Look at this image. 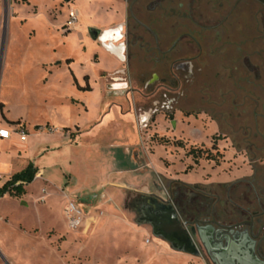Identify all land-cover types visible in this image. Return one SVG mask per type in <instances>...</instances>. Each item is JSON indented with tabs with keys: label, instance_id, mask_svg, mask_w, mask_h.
I'll list each match as a JSON object with an SVG mask.
<instances>
[{
	"label": "rangeland",
	"instance_id": "374dc122",
	"mask_svg": "<svg viewBox=\"0 0 264 264\" xmlns=\"http://www.w3.org/2000/svg\"><path fill=\"white\" fill-rule=\"evenodd\" d=\"M221 1L225 4L222 9ZM234 1L199 0L198 8L205 13L210 9L213 18L209 15L208 25L216 26ZM241 5L245 8L236 12L227 23L229 31L218 37L221 29H213V45L198 36L204 51L213 52L217 62L214 70L195 71L193 76L182 72L180 86L167 83L169 91L163 90L162 83L152 88L139 86L138 97L152 94L151 98L140 102L141 105L149 109L153 99L161 100L156 114H164L166 119H159L154 126L152 121L145 123L142 125L145 133L139 136L140 142L146 144L152 167L158 174L150 191L116 185L118 192L113 196L107 195L106 187L90 194L73 195L71 199L81 205L85 215L84 224L72 230L64 214L68 202L64 206L62 194L50 187L46 188L48 192L42 191L46 183L43 177L29 185L27 203L15 201V197L0 201V264H206L203 258L179 252L154 235L150 224L139 222L130 203L141 195L157 194L171 199L179 207V197L185 195L189 209H193L196 205L193 199L199 194L197 190L207 191V183L214 176L217 179L222 174H234L240 168H248L250 161L257 164L260 159L264 161V154H256L252 149L260 141L249 135L245 137L249 129L254 132V128L247 127L253 125L254 119H264V6L255 0H242ZM71 8L78 9L80 17L77 25L70 29L66 22ZM113 12H122L125 17L128 12L126 2L0 0V127L16 126L5 119L17 117L28 118L32 123L53 119L63 124L80 121L84 125L99 116L103 84L99 78L108 80L107 91L116 92L111 89L112 76L102 74L112 67L113 58L103 52H99V57L94 51L90 41L99 49L102 45L93 38L90 29L102 31L103 26L97 22H108L109 13ZM197 30L211 34V29ZM193 48L191 55L198 52V47ZM240 54L250 55L258 66L255 71L260 75L255 77L256 84L247 66L245 72L237 71L235 75L225 71L232 66L228 58ZM69 59L75 61L77 71L91 73L93 84L87 77L85 86L92 90L94 85L95 92L77 91L73 87ZM194 65L196 69L205 66L204 61ZM46 68L53 69V74L43 83L42 78L47 77H43ZM3 77L5 86L2 85ZM155 92L159 93L156 97ZM179 94L181 97L177 102L168 103L169 98ZM180 108L181 112L178 111ZM228 122L232 126L228 127ZM53 128L57 127L45 125L37 133L58 135L68 131L63 128L54 131ZM227 133L231 139L225 137ZM30 135L28 142L14 139L0 145L2 154L9 152L14 156L15 153V157L22 154L15 161L18 163L16 168L34 156V147L38 143H35V136ZM213 138L218 144L216 149L212 148ZM82 143L57 151L51 157L55 156L54 162L65 171L78 175L83 180L82 185L95 186L101 156L86 147L88 140ZM193 148H202L220 158L221 166L214 169L217 167L213 165L214 161L205 158L196 164L189 154ZM190 166L192 168L188 169ZM53 172L61 178L59 170ZM65 180L66 185L70 184L71 176L67 175Z\"/></svg>",
	"mask_w": 264,
	"mask_h": 264
},
{
	"label": "flooded vegetation",
	"instance_id": "af4514ba",
	"mask_svg": "<svg viewBox=\"0 0 264 264\" xmlns=\"http://www.w3.org/2000/svg\"><path fill=\"white\" fill-rule=\"evenodd\" d=\"M124 1L128 8L126 36L129 41L143 43L149 54L143 59V66L155 71L153 77L145 83V87L152 88L157 83H162L163 90L167 91H169L167 83L180 86L182 72L193 76L195 71L211 72L215 69L217 62L214 60L213 52L209 50L205 52L199 38H204L206 43L213 45L215 38L213 29L218 31L221 29L222 33H218L217 36H222L230 30L227 23L232 20L231 18L245 8L241 5L242 0L234 1L230 11L218 24L210 26L208 22L211 19L208 17L210 15L213 18V14H210L212 11L208 9L205 13L199 10V0ZM219 5L223 8L225 4L221 1ZM197 28L211 29V34L199 32ZM182 29L186 30L179 33ZM122 36L121 27H117L99 32L98 38L105 46H110L113 38ZM193 46L198 47V52L191 55ZM153 53L156 55H152ZM205 54L207 55L204 56ZM252 59L246 54L228 58L232 61L230 62L232 66L225 71L235 75L237 71L245 72L247 66L248 73L253 76L256 84L255 77L260 74L256 73L258 66ZM200 61H204L205 66L196 69L194 63ZM158 73L165 76L161 77ZM158 94L155 92L154 96ZM163 95L167 97L166 93ZM177 97L169 98L168 103L177 102L181 95ZM160 101L153 99V106L145 111L151 113L152 119L158 115L156 112L162 103ZM259 120L254 119L253 125L247 126L254 128V132L249 129L245 132L247 134L245 137L250 136L259 140L260 142L252 149L256 154H264V119ZM226 125L232 126L230 122ZM225 137L231 139L228 133ZM214 146L217 148L218 144L213 138L212 148L216 149ZM234 149L239 152L237 148ZM214 164L217 165L215 161ZM247 166L245 169L240 168L242 174L232 180L212 182L208 185L207 191L197 190L199 194L193 199L196 203L193 209H189L185 195L179 197V207H176L171 199H164L159 195H141L133 199L130 206L138 214L139 220L147 219V208L153 204L150 197L157 196L162 201L170 200L185 227L191 226L190 231L196 236L204 252V256L201 253L195 256L203 258L206 264H264V161L260 159V164L250 161Z\"/></svg>",
	"mask_w": 264,
	"mask_h": 264
},
{
	"label": "crops",
	"instance_id": "0c3cea01",
	"mask_svg": "<svg viewBox=\"0 0 264 264\" xmlns=\"http://www.w3.org/2000/svg\"><path fill=\"white\" fill-rule=\"evenodd\" d=\"M123 14L122 12L121 14L114 12L109 13L110 20L108 22H97L99 25L103 26L102 31L121 27L122 38H113L110 46H105L104 43L100 41V38H95L93 36L94 39H98L101 43L102 49H99L94 42L90 41L91 46H94V51H96L97 54L103 52L113 58V62L111 63L112 67L106 69L102 74L112 76L113 81L111 82V89L113 92L114 90L116 91L114 94L107 91L108 80L102 79L101 77L99 78L103 83L99 107L101 110L99 116L94 121L87 122L84 125L80 121H76L73 124H63L53 119H45L44 121H35L32 123L28 118L17 117L8 120H20L23 123L16 124V126L13 127L10 125H3L0 127L9 128L12 131V137L10 139L6 140L0 138V145L14 139L21 142H28L29 136H31L30 134H33V137L35 136V143H38V145L34 147L35 152L33 158L27 159L24 164L17 168L16 165H18V163L15 161L19 160L22 154H19L20 156L16 154L15 157V153L14 156L9 152L0 153V188L14 174L24 170L30 163H33L38 169L33 182L24 185L26 190L25 194L20 197H15L7 193L0 198V201L5 197H15V201L20 200L27 203L29 185L35 183L39 179H43V177H45L44 181L46 183L43 185L42 191L48 192L47 189L50 187L52 191L61 193L62 195L60 198L64 206L71 200L73 195L90 194L92 191L100 190L103 187H106V193L109 196H113L118 192L116 185L125 186L130 190L150 191L151 183H155V176L158 174L152 167L147 146L144 142H140L139 136H143L145 133L142 131V125L145 123L152 121V125L154 126L159 119H166L164 114H158L152 119L151 113L145 112L148 108L143 107L140 102L151 98V93L145 96L142 95L141 97L136 95L139 92V86L142 84L146 86L145 83L153 77L152 74H154L153 72L155 71L143 66V59L149 56L143 43L129 42L128 38L126 39L127 14L125 17ZM113 23H115V25L111 26ZM102 31L100 30V32ZM122 44L124 45L123 48H121ZM152 55L156 54L153 53ZM69 61H71V63L68 64L69 76L73 87L77 91L80 90L75 84V78L81 87H85V79L87 77L89 78V82L93 84L90 72L77 71L74 65L75 61L72 59H69ZM44 72L45 74L43 77H47L46 79L42 78V81L46 83L49 81L50 75L53 74V69L46 68ZM4 75L5 72L3 76ZM158 75L161 77L165 76L162 73H158ZM155 77L157 76L155 75ZM4 82L5 78L3 77V86H5ZM92 87L93 89L90 93L96 90L94 85H92ZM137 102H139V106H137ZM178 111L181 112V108ZM45 125L68 129V131L67 133H57L58 135H55L56 133L48 135L37 133L38 129L36 127L40 126V128H42V126ZM21 128H25L30 132V134H27V139L25 141L21 139V134L19 132ZM96 128H98V130ZM84 140L89 141V145L86 146L88 149L95 150V152L101 156L97 168L99 179L95 186H89L88 184L82 185L81 183L83 180H81L78 175L68 170L65 171L63 166L54 162L55 156L51 157L52 154L64 148L69 149L71 146H80V144H83L82 142ZM149 146L155 147V144H150ZM27 147L28 146H25V148ZM215 166L217 167L214 169H218L221 165ZM58 167H60V169ZM211 167L213 168V166ZM55 170H59V174L61 172V178L56 176L53 172ZM241 174L242 173L237 170L234 174H222L220 177H217V179L213 175L214 178L207 184L232 180L234 177L240 176ZM67 175L71 176V182L68 185H66L67 181L65 180Z\"/></svg>",
	"mask_w": 264,
	"mask_h": 264
},
{
	"label": "water",
	"instance_id": "95a60500",
	"mask_svg": "<svg viewBox=\"0 0 264 264\" xmlns=\"http://www.w3.org/2000/svg\"><path fill=\"white\" fill-rule=\"evenodd\" d=\"M256 1L264 6V0ZM90 31L95 38L99 37V29L91 28ZM149 199L153 200V204L147 208L148 218L140 219L139 222L150 224L154 235L167 241L173 249L192 255L201 253L204 256L196 236L190 231L191 226L185 227L172 202L162 201L157 196Z\"/></svg>",
	"mask_w": 264,
	"mask_h": 264
},
{
	"label": "trees",
	"instance_id": "16d2710c",
	"mask_svg": "<svg viewBox=\"0 0 264 264\" xmlns=\"http://www.w3.org/2000/svg\"><path fill=\"white\" fill-rule=\"evenodd\" d=\"M71 62V61H69ZM72 72V71H71ZM73 74V72H72ZM75 84L77 85V88L82 91H91V88L89 86L81 87L76 78H75ZM8 123L11 124H20L21 121H10L6 119ZM37 129L40 128V126L36 127ZM216 148V146H214ZM189 154H191L195 160V163L198 164L199 161L202 158H205L207 160H214L217 165H220V158L213 157L208 151L197 148H193L191 151H189ZM192 166H190L188 169H191ZM38 172V169L33 163H30L24 170L21 172H18L14 174L1 188H0V198H2L5 194L9 193L11 196L20 197L23 194H25L26 190L24 185L29 184L33 182V180L36 177V174Z\"/></svg>",
	"mask_w": 264,
	"mask_h": 264
},
{
	"label": "built area",
	"instance_id": "2783aa9c",
	"mask_svg": "<svg viewBox=\"0 0 264 264\" xmlns=\"http://www.w3.org/2000/svg\"><path fill=\"white\" fill-rule=\"evenodd\" d=\"M80 13L76 8H71L66 22L68 28H73L79 21ZM54 131H58L57 128H53ZM21 139L25 141L27 139V132L25 128L19 130ZM12 137V131L9 128H0V138L10 139ZM68 227L72 230H77L84 224L85 212L81 205L76 200H69L64 211Z\"/></svg>",
	"mask_w": 264,
	"mask_h": 264
},
{
	"label": "bare ground",
	"instance_id": "6f19581e",
	"mask_svg": "<svg viewBox=\"0 0 264 264\" xmlns=\"http://www.w3.org/2000/svg\"><path fill=\"white\" fill-rule=\"evenodd\" d=\"M122 38V37H121ZM124 47V45L122 44V47L121 48H123Z\"/></svg>",
	"mask_w": 264,
	"mask_h": 264
}]
</instances>
